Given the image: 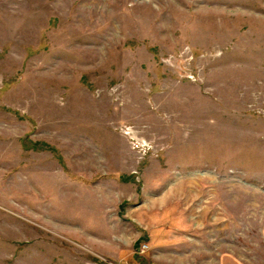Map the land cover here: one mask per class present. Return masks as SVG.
<instances>
[{"label":"rangeland","instance_id":"rangeland-1","mask_svg":"<svg viewBox=\"0 0 264 264\" xmlns=\"http://www.w3.org/2000/svg\"><path fill=\"white\" fill-rule=\"evenodd\" d=\"M0 264H264V0H0Z\"/></svg>","mask_w":264,"mask_h":264}]
</instances>
